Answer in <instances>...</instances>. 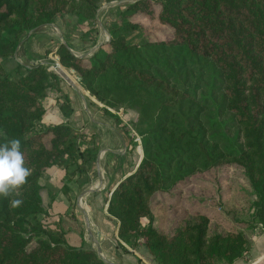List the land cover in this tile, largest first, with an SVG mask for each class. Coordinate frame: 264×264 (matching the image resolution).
I'll return each instance as SVG.
<instances>
[{"label": "trees", "instance_id": "16d2710c", "mask_svg": "<svg viewBox=\"0 0 264 264\" xmlns=\"http://www.w3.org/2000/svg\"><path fill=\"white\" fill-rule=\"evenodd\" d=\"M114 1L0 0V144L19 139L30 169L23 185L0 197V264H105L95 253L70 246L59 221L42 222L53 215L42 204L41 178L62 159L81 175L95 158V138L66 124H41L42 100L56 89L57 74L40 64L14 63L11 76L2 61L13 57L24 35L57 15L91 24L100 4ZM122 9L108 23V42L89 58L74 56L64 45L56 51L60 65L104 106L128 109L141 93L149 98L138 110L142 119L144 111L151 115L141 133L142 159L106 201L107 215L118 224L117 244L124 252V245L140 244L155 264L246 259L244 235H209L205 217L172 235L159 233L150 199L197 173L235 166L254 197L245 225L264 230V0H137ZM135 13H153L170 38L127 45L125 34L141 30L128 20ZM59 108L69 117L67 101ZM79 140L86 146L79 147ZM13 199L22 203L11 207Z\"/></svg>", "mask_w": 264, "mask_h": 264}, {"label": "crops", "instance_id": "0c3cea01", "mask_svg": "<svg viewBox=\"0 0 264 264\" xmlns=\"http://www.w3.org/2000/svg\"><path fill=\"white\" fill-rule=\"evenodd\" d=\"M114 12L112 6L108 7L102 14L107 20L100 16L92 23L94 27L73 15H57L49 25L24 35L9 60L25 67L55 63L58 62L56 51L60 45L74 56L87 59L99 46L108 42V18ZM52 69L63 73L58 64ZM68 71L72 80L65 72L67 79L59 77L56 89L46 91L42 100L45 113L41 124H66L81 135L93 136L98 150L81 175L72 173L70 168L67 172L70 179L64 177L61 181L67 174L62 164L57 166L58 170L49 171L40 183L42 204L53 215L51 220L60 222L70 246L95 253L105 264H155L141 245L136 250L124 245L127 252L118 246V224L106 213L110 193L138 167L142 159L141 145L123 131L121 126L125 122L116 124L112 109L90 96L73 72ZM66 101L71 109L69 117H65L59 108ZM78 145L81 148L86 146L82 140ZM246 238L248 255L233 264H264V230L254 229Z\"/></svg>", "mask_w": 264, "mask_h": 264}, {"label": "rangeland", "instance_id": "374dc122", "mask_svg": "<svg viewBox=\"0 0 264 264\" xmlns=\"http://www.w3.org/2000/svg\"><path fill=\"white\" fill-rule=\"evenodd\" d=\"M110 3L115 5H109ZM110 3L103 2L99 5V15L96 13L95 20L99 19L100 16L106 19L107 17L102 16V14H105L107 8H111L112 6L115 12L111 14V17L108 19L110 22L114 21L116 14L121 11H119V9H124L125 5L132 4L133 2L130 0H118ZM154 11L156 10L153 9V13ZM153 13H151L152 15L135 13V16H130L131 18H128L132 23L138 24L141 30L125 34L127 45L140 48L142 44L146 42L155 43L170 38V31L157 23L156 19L153 17ZM90 25H92V23ZM92 27L94 26L92 25ZM52 57L54 58V56ZM55 63L66 73H69L67 69L60 65L59 61ZM2 64L11 76L15 74L13 70L14 65L11 63V60L4 59ZM47 70L50 69L47 68ZM65 72L61 74L66 76ZM69 75L72 80V75L70 73ZM206 79L207 78L204 77L202 82ZM124 99L128 105L130 97L126 95ZM148 99L146 94L141 93L137 101L139 103L134 104L133 107L127 109L118 106L116 110L112 109L113 114L115 113L114 115L119 119V124L125 122V125L121 126L124 129L123 131L137 140V142H140L139 145H141L142 148V156L143 142L141 133L148 126V118H150L151 115L149 114L150 110H148L149 112L144 111V119H142L138 110L141 109L143 103H149ZM61 164L65 167L66 173L70 168L72 169V173L75 170V166H67V160L62 159L57 165L50 168L45 175L51 170H58L57 166ZM69 174L70 173H67L62 176L61 181H63L64 177L69 179ZM45 175L41 178L40 183H42V179ZM253 200L254 197L243 176L242 170L230 165L219 166L207 172L197 173L169 190L155 193L150 199L153 227L161 234L172 235L184 225L194 224L200 217H205L208 219L209 235L242 233L246 238V236L254 230L248 228L247 224L245 225V222L249 220L250 214L252 213L251 204ZM48 221H52L50 217L43 219L42 222L46 224ZM238 222L241 223L237 224ZM147 224L148 219H141V227H146ZM255 229L261 228L257 227ZM132 244L133 242L126 246L129 247L130 250H136L137 247L136 249H132Z\"/></svg>", "mask_w": 264, "mask_h": 264}, {"label": "clouds", "instance_id": "9594fccd", "mask_svg": "<svg viewBox=\"0 0 264 264\" xmlns=\"http://www.w3.org/2000/svg\"><path fill=\"white\" fill-rule=\"evenodd\" d=\"M30 174L25 166L23 154L20 151V140L13 138L5 144H0V197L7 196L9 190L23 185ZM20 199L11 200V207H18Z\"/></svg>", "mask_w": 264, "mask_h": 264}, {"label": "water", "instance_id": "95a60500", "mask_svg": "<svg viewBox=\"0 0 264 264\" xmlns=\"http://www.w3.org/2000/svg\"><path fill=\"white\" fill-rule=\"evenodd\" d=\"M131 2L135 3L137 0H130ZM109 5H115V4H112L110 3ZM54 63V62H53ZM45 63L43 64V66H45L46 68H49L50 70L49 71H53L55 74H57V76H59L60 78H63V79H67L65 75L59 73V72H56L55 70L52 69V67H54L56 65V63ZM52 66V67H51Z\"/></svg>", "mask_w": 264, "mask_h": 264}, {"label": "built area", "instance_id": "2783aa9c", "mask_svg": "<svg viewBox=\"0 0 264 264\" xmlns=\"http://www.w3.org/2000/svg\"><path fill=\"white\" fill-rule=\"evenodd\" d=\"M140 143V142H139Z\"/></svg>", "mask_w": 264, "mask_h": 264}]
</instances>
